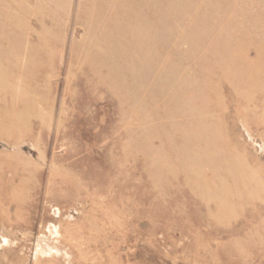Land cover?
<instances>
[{
	"label": "rangeland",
	"instance_id": "obj_1",
	"mask_svg": "<svg viewBox=\"0 0 264 264\" xmlns=\"http://www.w3.org/2000/svg\"><path fill=\"white\" fill-rule=\"evenodd\" d=\"M0 264H264V0H0Z\"/></svg>",
	"mask_w": 264,
	"mask_h": 264
}]
</instances>
